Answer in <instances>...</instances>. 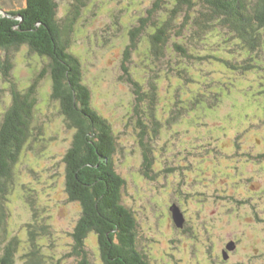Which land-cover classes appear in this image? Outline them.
Listing matches in <instances>:
<instances>
[{
  "label": "trees",
  "instance_id": "obj_1",
  "mask_svg": "<svg viewBox=\"0 0 264 264\" xmlns=\"http://www.w3.org/2000/svg\"><path fill=\"white\" fill-rule=\"evenodd\" d=\"M76 1L77 5L68 6L67 4L68 12L61 20L56 15V0H21V4L13 6L12 9L0 8V71L2 76L14 79L11 75L13 64L10 58L20 48L27 49L28 55L34 56L38 62L42 63L41 68L33 72L28 79L26 86L17 88L14 82L7 81L8 88L4 87L10 91L11 95L9 104L0 115V264H17L14 253L17 238L6 233L9 227L5 220L4 201L11 192L9 182H11L13 169L16 168L19 156L25 149L32 148L33 142L39 139L38 134L42 132L40 128L33 126L36 123L34 113L38 94H41V90L38 89L39 83L44 79L49 81L48 97L58 103V115L67 121V127L74 131L71 144L63 156V163L68 200L77 202L81 207V215L72 235L74 242L72 255L80 258L81 261L78 264H89L84 248V239L89 233H93L97 239L98 251L103 264H175L171 261L166 262L163 256L154 257L151 251L146 249L142 235L138 231L136 217L126 204L125 181L114 168L113 156L116 153V143L110 125L96 113L90 104V92L81 78L80 61L72 52L70 34L73 31L76 17L79 15V7H84L81 0ZM129 2L130 0L123 8L125 11L132 9L133 2ZM136 21L130 24L131 28H128L129 43L125 46L123 53L122 72L125 75L128 74V68L125 66L126 59L128 54L136 49V39H139L144 27L142 38L147 40L148 47L142 53L140 63L144 71L149 73L154 71V65L160 64V58L164 56L163 47L167 43L168 35L173 31L181 40V44L172 42L175 44L173 45L174 51L178 54L172 57L174 61L169 65L167 76L175 77L178 80L177 87L181 85L183 89L188 90L187 93H182L176 86H173L176 92L170 93L172 108L168 117L160 122L151 113L153 111L151 109L148 116L142 117L140 108L141 102L146 99L150 102L155 96L159 88L156 80L157 74L154 83L147 82L148 90L143 89L138 81L127 78L135 102L136 121L134 124L138 130L139 144L143 149L142 168L144 167L150 177L144 171L143 174L151 180H157L159 186L163 181L170 219L172 220L170 210L172 206L179 208L184 219L180 228L172 220L179 230H177L178 234L176 233L170 239L168 247L170 251L165 254L171 260L173 255L180 254L181 257L182 251L189 261L187 264H201V261L205 264H228L230 258H223V253L231 242L223 243L222 235H216L224 244L222 252L207 251L202 259L197 256L196 246L202 242V239L199 240L198 236H195L200 232L199 228H202L208 237H213V232L208 231L210 224L205 222L207 218L202 215L206 206L205 198L208 196V198L223 201L224 197L221 193L225 186L232 182L237 183L233 186L237 191H234L231 198H224L223 202H230L243 194L257 190L251 184L243 185L242 182L245 181L243 178L233 179V176H236L233 172L231 176L225 175L223 180L217 172L213 178L216 179L215 184L218 182L219 185L214 187L212 193L195 199V192L184 191L182 187H186L183 183L188 175L180 165L191 158L196 160L195 153L200 157L199 152H201L206 157L216 151H221L224 146H228L229 150L230 147L243 150L247 149V145L248 150H256L255 148L259 147V136L262 137L264 134V120L262 119L264 97L257 98L264 93V84L260 82L255 87L247 86L249 90L244 89L245 86L242 83L233 87V84L229 85L231 84L229 82L218 78L211 79L204 67L199 69L198 74L193 75L186 60L193 59L199 62L200 58H206L208 63L234 70L242 78L247 73L264 72L261 64L263 58L260 56L263 44L262 31L264 30V0H151L147 9L136 18ZM137 23L138 26H136ZM146 29L149 31L146 32ZM214 31L221 32V40L211 49V52L214 51L213 54L207 51L201 55L199 53L201 49L199 52L196 51L194 56L187 54L183 44L188 38L195 42V45L200 46L203 37ZM234 51L240 55V58L234 59ZM256 53H258L257 57H255ZM28 55L26 54V57L30 58ZM175 58L179 59L175 60ZM229 58H233L234 64ZM179 62L185 64L182 71L173 67L174 63ZM183 94L187 97H181ZM217 105H222L219 111L215 108ZM188 111L193 115L194 120V122L186 121L193 127L190 139H187L177 126L181 117H189ZM195 111L197 114L206 116L211 121L210 124L206 126L205 123H198L196 119L199 116H195ZM143 113L145 114L144 111ZM145 121L153 126L149 133L146 131L148 127ZM162 127L166 130L165 134L170 137H165L164 147L155 156L152 146L145 144L144 141L145 138V142H148L147 138L152 143L158 141L160 138L158 132ZM203 127L208 128L205 130L206 134H202ZM246 137H250L249 141ZM252 137H255L254 141ZM167 138H170L172 143H166ZM242 138H246V143H241L238 147L236 142ZM168 148L172 151L169 159L166 158ZM226 156L229 154H225L221 159H225ZM263 159L264 150L255 156L254 161L258 163ZM206 161L208 162L207 159ZM195 166L193 172H196L195 176L200 180L205 172L198 168V162ZM219 168H221L220 165ZM174 179L175 183H173ZM176 179H180V182ZM205 182H200V186H204ZM190 190L193 191V189ZM263 192L259 191L255 193V196L259 198ZM187 200L195 201L199 207V214L197 216L191 214L190 221L186 218L188 212H184ZM233 204L236 206L225 209L229 215L238 216L240 211L248 208L244 206L248 205L252 207L250 208V220H253L252 223L255 222L257 210L251 196H246L241 202ZM240 219L244 220L246 217ZM4 235L9 236V239ZM242 235L240 233L236 236L238 239L233 241L235 249L239 247L236 244L240 243L239 239H242ZM245 239L247 242L250 240L248 237ZM254 239L248 245L251 249L246 250V247L243 249V259L233 264H260L256 262L261 260V264H264V248L257 246L264 243H261L256 236ZM178 243L181 249L177 248ZM184 245L189 250V254L182 249ZM252 249L258 253H254ZM179 250H181L180 253ZM214 253H216L215 257ZM226 253H228L227 249ZM44 257L39 251H34L29 254L28 260L23 264H57L52 259L46 260Z\"/></svg>",
  "mask_w": 264,
  "mask_h": 264
},
{
  "label": "rangeland",
  "instance_id": "obj_2",
  "mask_svg": "<svg viewBox=\"0 0 264 264\" xmlns=\"http://www.w3.org/2000/svg\"><path fill=\"white\" fill-rule=\"evenodd\" d=\"M81 1L84 3V7H79V15L76 17L73 31L70 34L72 52L80 61L81 78L90 92V104L96 113L110 125L116 143V153L113 156L114 168L125 181L126 204L132 209L136 217L143 244L154 257L163 256V259L168 262L169 258L165 253H169V241L176 233L178 234L177 230L179 228L174 226L175 224L169 217L170 213L167 209L168 202L164 196L163 181L159 186L157 180H151L150 175L144 167L142 168L143 149L139 144L138 130L134 124L136 121L135 102L127 78L138 81L145 90L149 89L147 82L154 83L157 80L159 88L155 96L150 102L147 99L141 102L140 108L142 117L148 116L151 109L153 110L151 113L162 122L168 117L172 108L170 93L174 94L176 92V88L173 86L177 87L178 83L175 77L167 76L169 65L174 61L172 57L178 54L174 51L173 45L175 44L172 42L181 44V40L173 31L168 35L167 43L163 47L164 56L160 58L159 65L153 66L154 71L149 73L146 70L144 71L140 63L142 53L148 47L147 40L142 38L145 31L144 27V31L140 33L141 36L138 40L136 39V49L131 51L126 59L125 66L128 68V74L125 75L121 70V63L125 46L129 43L128 28H131V23L137 22L136 18L147 9L151 0H130L131 3L133 2L131 4L132 9L129 7L130 10L126 11L123 8L127 5L128 0ZM56 2V15L60 20L68 12L67 4L68 6L70 4L72 6L77 5L76 0H56ZM20 4L21 0H0V8L4 9H12L13 6ZM136 26H138V23ZM148 31L146 29V32ZM220 36L221 32L219 31L207 33L200 41L202 43L200 46L199 44L195 45V42L188 38L183 46L189 56H194L196 51L199 52V49H201L199 53L204 55L207 51L211 52L215 45H218L221 40ZM262 38L263 44L260 56L263 58L261 64L264 67V30L262 31ZM188 44H190L189 47H187ZM236 51H234L235 60L240 58ZM25 53L28 55V50L20 48L10 58L13 64L11 75L15 80L11 77L2 76L0 71V115L10 100V91L4 89V87L8 88L7 81H12L17 88H22L28 84V79L33 72H37L42 66V63L38 62L34 56L28 55L30 58H27ZM213 53L214 51L211 52V54ZM257 54H255V57H257ZM225 56H227L226 52ZM178 59L175 58V60ZM229 59L234 64L233 58ZM190 60H186V64L192 70L193 75L198 74L199 69L204 67L209 72L211 79L218 78L231 83L229 85L233 84V87L242 83L245 86L244 89H247V86L255 87L260 82L264 84V72L247 73L242 78L234 70L231 71L219 65L215 66L213 63H208L206 58H200L199 62L193 59ZM173 67L178 71H182L185 64L183 62L174 63ZM156 74L157 77L154 80ZM48 82L44 79L39 83L38 89L41 90V94H38L34 113L36 123L33 127L40 128L42 132L38 134L39 139L33 142L32 148L25 149L19 156L16 168L13 169L11 182H9L11 192L8 193V198L4 201L6 205L4 208L5 220L9 227L6 233L17 238L16 247L14 248L17 264H23L24 261L28 260L29 254L34 251H39L41 255L45 256L46 260L52 259L57 264H78L81 261L80 258L72 255L73 229L81 215V207L77 202L68 200L65 190V166L63 163V156L71 144L74 131L68 128L67 121L58 115V103L48 97L50 93ZM180 87L181 85L177 87L180 92L187 93V89ZM181 97L186 98L187 95L183 94ZM263 97L264 93L257 98L261 99ZM221 106L217 105L215 108L219 111ZM187 114L189 117H181L177 122V126L185 137L190 139L193 127L186 121L191 120V122H194V120L190 111ZM197 115L199 116L196 119L198 123H205L206 126L210 124L211 121L206 116L197 114V111H195V116ZM262 119L264 120V116ZM145 125L148 127L146 131L149 133L153 126L146 121ZM203 128L202 134H206L205 130L208 128ZM158 133L160 135L158 141L152 143L149 138H147L148 142H145L146 138L144 141L145 144L152 146L155 156L164 147L165 137H170L165 134L166 130L163 127ZM259 137V147L255 148L256 150H248L247 145V149L243 150L232 147L229 150L228 146H224L221 151H216L206 157L201 152H199L200 157L195 153L194 157L198 162V168L205 172L202 175L204 177L200 180L195 176L196 172H193V168L196 167L197 163L195 159L191 158L180 165L188 175L183 183L186 187H182L184 191L195 192V199H200L205 194L212 193L214 187L219 185L218 182L215 184L216 179L213 178V175L217 172L220 173L221 180L224 179L225 175L231 176L233 172L236 175L233 176V179L240 180V178H243L245 180L242 182L243 185L251 184L257 190L256 192L243 194L230 202H223L224 198H231L237 191L233 187L237 183L232 182L228 183L230 185L225 186L223 192V188L219 190L224 197L223 201L217 199L216 201L208 198V196L205 198L204 204L206 206L202 215L207 218L205 222L210 224L208 231L213 232V237H208L202 231V228H199L200 232L195 234L199 240L202 239L201 244L196 246L197 256L200 259L207 251L219 252L224 249V244L220 242L216 235H222L223 243L231 242L233 244V250H227V257L234 253L230 256L228 264L243 259V249L245 247L246 250L251 249L248 245L255 240V236L261 243H264V159L258 163L254 161L255 156L264 150V134ZM246 138L237 140L238 147L241 146V143H246ZM252 138L254 141L255 137ZM168 142L172 143L170 138H167L166 143ZM225 154H229V156L221 159ZM171 156L172 151L168 148L166 158L169 159ZM162 157H160L161 161H163ZM219 165L221 168H219ZM143 171L149 177L144 175ZM217 179L219 181V178ZM179 180L177 182H180ZM202 181H206L204 186H200ZM226 181H228L227 178ZM173 183H175V179ZM190 189H193V191ZM259 191H262L263 194L258 198L255 193ZM246 196L252 197L257 210L254 223H252L253 220H250L251 206H244V208L248 207L249 211L248 208H245V210L239 212L238 216L229 215L228 211L225 210L226 207L236 206L233 203L241 202ZM185 205L186 211L184 212H188L186 218L190 221L191 214L194 216L199 214V207L193 200H187ZM241 217H246V219L242 220ZM197 229L196 226L195 230L197 231ZM240 233L243 234L242 239H239L240 243L236 244L239 247L238 251L235 252L233 241L238 239L236 236ZM246 237L250 238L249 242L246 241ZM257 246L264 248V244ZM84 248L89 264H103L98 251L97 239L93 233L87 234L84 239ZM177 248L181 249L179 243ZM182 249H185L188 254L190 253L186 245ZM215 256L216 253H214ZM261 261L256 263L261 264ZM188 262L184 256L183 263L187 264ZM201 264L205 263L201 261Z\"/></svg>",
  "mask_w": 264,
  "mask_h": 264
},
{
  "label": "water",
  "instance_id": "obj_3",
  "mask_svg": "<svg viewBox=\"0 0 264 264\" xmlns=\"http://www.w3.org/2000/svg\"><path fill=\"white\" fill-rule=\"evenodd\" d=\"M171 217H172V220L174 221V223L176 224L177 227H182V224L184 222V219H183V216L179 210V208L177 206H172L171 207ZM226 249L228 251H231L233 250V244L232 243H229L226 247ZM227 256L225 255V253H223V258H226Z\"/></svg>",
  "mask_w": 264,
  "mask_h": 264
},
{
  "label": "flooded vegetation",
  "instance_id": "obj_4",
  "mask_svg": "<svg viewBox=\"0 0 264 264\" xmlns=\"http://www.w3.org/2000/svg\"><path fill=\"white\" fill-rule=\"evenodd\" d=\"M180 251H181V250H179V253H180ZM222 251H223V249L221 250V252H222ZM237 251H238V248H236V251H235V252H237ZM253 251H254V253H256V254L258 253V251L254 250V249H253ZM181 254H182V255H181L182 258L180 257V254H178L177 256L173 255L175 258L172 256V259H171V260L169 259V261H171V262H173V263H175V264H177V263H179V262H183L184 254H183L182 251H181ZM233 254H234V253H231L227 258H230V256L233 255ZM225 255L227 256L228 253H225ZM259 255H261V254H259ZM261 256H262V255H261Z\"/></svg>",
  "mask_w": 264,
  "mask_h": 264
}]
</instances>
